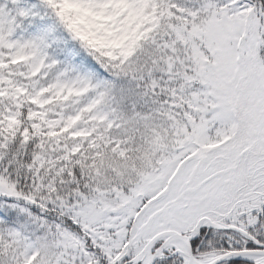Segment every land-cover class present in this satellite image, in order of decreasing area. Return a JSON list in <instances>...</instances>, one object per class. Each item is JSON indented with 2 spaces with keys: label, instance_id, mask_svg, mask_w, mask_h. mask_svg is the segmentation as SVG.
I'll return each instance as SVG.
<instances>
[{
  "label": "snow or ice",
  "instance_id": "snow-or-ice-1",
  "mask_svg": "<svg viewBox=\"0 0 264 264\" xmlns=\"http://www.w3.org/2000/svg\"><path fill=\"white\" fill-rule=\"evenodd\" d=\"M0 264H264V0H0Z\"/></svg>",
  "mask_w": 264,
  "mask_h": 264
}]
</instances>
